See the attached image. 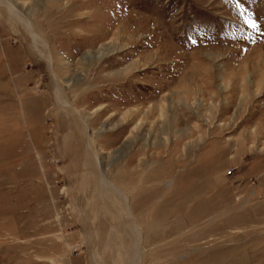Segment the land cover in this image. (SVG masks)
Segmentation results:
<instances>
[{"label": "rangeland", "instance_id": "1", "mask_svg": "<svg viewBox=\"0 0 264 264\" xmlns=\"http://www.w3.org/2000/svg\"><path fill=\"white\" fill-rule=\"evenodd\" d=\"M134 258L264 264V0H0V264Z\"/></svg>", "mask_w": 264, "mask_h": 264}, {"label": "bare ground", "instance_id": "2", "mask_svg": "<svg viewBox=\"0 0 264 264\" xmlns=\"http://www.w3.org/2000/svg\"><path fill=\"white\" fill-rule=\"evenodd\" d=\"M11 14H13V15H15V16H17V13L15 12V11H12L11 12ZM20 17V16H19ZM21 18V17H20ZM27 25V30H29V32L31 33V35L34 37H32L33 38V42H34V44H35V47H37L36 45H37V39H38V36L34 33V32H32L31 31V28H30V26H29V24L27 23L26 24ZM46 58H49L48 56L46 57ZM49 62H51V61H49ZM48 62V63H49ZM49 65V64H48ZM55 88V96L57 95V97H56V100L57 101H59V97H58V94H59V89H58V87H57V85H56V87H54ZM61 101V100H60ZM60 103V102H59ZM100 185L101 186H105L106 185V181L105 180H103V183H100ZM108 186H110V185H108ZM113 188H114V190L116 191V193H119V190L116 188V187H114L113 186ZM138 232H136V234H137ZM138 235V234H137ZM138 261V260H137ZM137 261H136V258H134V260H133V262L131 263V264H136L137 263ZM139 262V261H138Z\"/></svg>", "mask_w": 264, "mask_h": 264}, {"label": "snow or ice", "instance_id": "3", "mask_svg": "<svg viewBox=\"0 0 264 264\" xmlns=\"http://www.w3.org/2000/svg\"><path fill=\"white\" fill-rule=\"evenodd\" d=\"M237 6L240 7L239 4H237ZM246 23H251V22H250V21H246ZM251 26H252V27H255V24H254V23H251Z\"/></svg>", "mask_w": 264, "mask_h": 264}]
</instances>
